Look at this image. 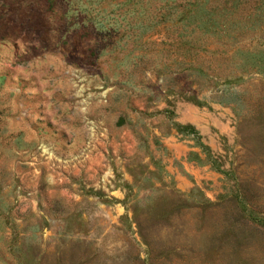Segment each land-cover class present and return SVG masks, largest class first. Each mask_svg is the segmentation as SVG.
<instances>
[{
	"label": "rangeland",
	"instance_id": "374dc122",
	"mask_svg": "<svg viewBox=\"0 0 264 264\" xmlns=\"http://www.w3.org/2000/svg\"><path fill=\"white\" fill-rule=\"evenodd\" d=\"M0 264H264V0H0Z\"/></svg>",
	"mask_w": 264,
	"mask_h": 264
}]
</instances>
